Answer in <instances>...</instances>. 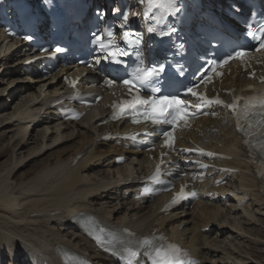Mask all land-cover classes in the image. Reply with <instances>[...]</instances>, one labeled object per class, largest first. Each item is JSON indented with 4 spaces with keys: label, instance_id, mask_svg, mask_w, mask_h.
<instances>
[{
    "label": "bare ground",
    "instance_id": "obj_1",
    "mask_svg": "<svg viewBox=\"0 0 264 264\" xmlns=\"http://www.w3.org/2000/svg\"><path fill=\"white\" fill-rule=\"evenodd\" d=\"M18 44L5 42L0 33V95L5 97L11 89L9 97H20L17 108L0 118L1 129L12 132L17 126L19 139L10 137L13 165L8 174L0 173V264H28L26 255L39 256L46 264H68V256L81 255L96 264H116L82 233L74 220L80 212L142 234L160 227L202 264H260L254 256L264 252V238L252 232L264 221V192L249 174L252 165L243 157L246 152L234 129L219 121L202 123L203 139L229 156L223 164L238 170L231 174L229 186L216 188L213 200L170 213L161 212V198L140 204L130 193L137 186L136 176L144 171L146 156L99 140L108 129L97 125L101 110L79 122H63L49 106L50 97L61 88L58 81L40 76L35 68L27 73L22 66L26 51ZM6 101L0 99V115ZM209 124L216 128L214 135L207 130ZM111 128L116 130L115 125ZM31 130H38L42 139L24 160L19 155L35 143ZM53 150L56 156L33 177L12 180L23 163ZM122 154L128 161L116 165L115 158Z\"/></svg>",
    "mask_w": 264,
    "mask_h": 264
},
{
    "label": "snow or ice",
    "instance_id": "obj_2",
    "mask_svg": "<svg viewBox=\"0 0 264 264\" xmlns=\"http://www.w3.org/2000/svg\"><path fill=\"white\" fill-rule=\"evenodd\" d=\"M136 4L143 6L142 12L119 8L112 10L119 21L116 24V28L121 31L119 41L112 27L98 28L90 35L92 59L87 62V66L93 71L107 72L109 75L104 79V85L112 87L117 83L122 84L130 96V99L113 104L111 118L114 120L129 118L133 124L150 123L154 127L168 126L167 129H161L160 135L164 138V146L172 149L175 143L173 132L178 125L181 123L187 125L188 120L205 106L222 105L236 116L237 130L244 133L246 145L256 147L251 137L254 135L259 137L256 150L259 156L264 158V135H260L264 133V94L249 98L236 97L231 103L225 104L218 97L208 98L206 93L196 91L200 84L208 80L212 72H215L214 66H222L233 59L243 61L250 51L264 52V17L257 19L256 15L252 14L241 25L244 28L242 35L253 43L252 48L241 45L232 48V51L222 60H206L208 68L200 72L199 76L194 73L193 83L185 85L179 82L180 87L177 88V77H184L185 69L182 65H172L173 53L166 51L163 60L153 58L146 66L145 48L147 47L148 54L154 57L157 42L167 40L175 49V55L183 53L185 45L176 36L178 29L175 26V18L182 11L179 0H136ZM233 7L235 12L241 11L239 7ZM97 15L103 18L107 13L98 9ZM130 15L136 17L137 22L141 24L140 29L133 27L129 22ZM145 36L148 37L147 42ZM31 38V36L24 37L25 40ZM64 51L65 49L56 47L50 54L56 55ZM41 52L48 53L49 49H41ZM169 67H178V70L170 73L167 71ZM145 92L148 95H144ZM191 98H196L199 103L193 105ZM199 151L204 154L202 149ZM207 155L213 154L207 153ZM200 166L207 167L204 164ZM261 178L264 179V174H261ZM149 179L163 183L159 179V166ZM185 187L181 188L173 204L186 195H196L195 192L186 193ZM147 194H150V191L145 188L141 196ZM94 232L100 233L94 235L96 242L106 251L120 256L124 264H139L141 257L144 258V264H191L183 258L187 254L178 245L157 243L158 240H164L163 236L145 237L135 241L120 240L117 246L115 238L107 240L103 235L104 229L89 228V234ZM71 264H87V262L77 258L72 260Z\"/></svg>",
    "mask_w": 264,
    "mask_h": 264
},
{
    "label": "rangeland",
    "instance_id": "obj_3",
    "mask_svg": "<svg viewBox=\"0 0 264 264\" xmlns=\"http://www.w3.org/2000/svg\"><path fill=\"white\" fill-rule=\"evenodd\" d=\"M11 94H12V91L10 89L9 91L7 90V92L4 94L5 97L0 95V99L3 97V99L7 100L6 105L4 107V112L0 115L1 119L2 117L4 118L7 117V114L9 112H12L15 108H17V103L18 101H20V97L18 96V94L16 95L14 94L11 97H9ZM0 112H1V109H0ZM12 129H13L12 132H9L8 129L6 128H2V129L0 128V173H3V174H8L9 173L8 170L10 169L9 167L13 165L12 163L13 158L11 157L12 156L11 149L14 146V140L10 141V137L11 136L16 137L18 130H17V126L13 127ZM31 132L32 134H34L33 137H35V143L24 148L23 153L19 155L20 158L22 157L24 160L29 158V156L31 155V152L35 149H38L39 144L41 143L42 135L40 134V132L38 130L37 131L31 130ZM15 140H19V139H17L16 137ZM72 144L75 145V142ZM61 148H65V147H61ZM51 152L53 154L52 156L49 155ZM51 152H45L42 155L29 159L28 161L23 163V165L19 167V169L12 175V180L17 181L20 178L29 179L33 177L34 173L39 171L40 168H42L47 162L52 161L53 158L56 156V152L54 150ZM65 232H68V231H65ZM252 233L254 234L258 233V235L264 238V221L260 222V224L258 225V228L254 230ZM257 252H260V251H257ZM262 253L264 252H261L260 255L254 256L255 259L257 260L259 259L260 264H264V254Z\"/></svg>",
    "mask_w": 264,
    "mask_h": 264
}]
</instances>
